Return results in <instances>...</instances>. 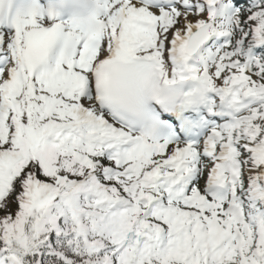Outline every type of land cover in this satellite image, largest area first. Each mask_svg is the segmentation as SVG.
<instances>
[{
  "label": "snow or ice",
  "instance_id": "snow-or-ice-1",
  "mask_svg": "<svg viewBox=\"0 0 264 264\" xmlns=\"http://www.w3.org/2000/svg\"><path fill=\"white\" fill-rule=\"evenodd\" d=\"M0 264H264V0H0Z\"/></svg>",
  "mask_w": 264,
  "mask_h": 264
}]
</instances>
